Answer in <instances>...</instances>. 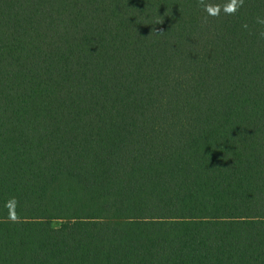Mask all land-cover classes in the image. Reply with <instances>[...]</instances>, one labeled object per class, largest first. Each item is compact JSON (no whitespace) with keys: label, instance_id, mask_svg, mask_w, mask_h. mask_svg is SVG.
Segmentation results:
<instances>
[{"label":"trees","instance_id":"trees-1","mask_svg":"<svg viewBox=\"0 0 264 264\" xmlns=\"http://www.w3.org/2000/svg\"><path fill=\"white\" fill-rule=\"evenodd\" d=\"M74 188L129 264H264V0H0V264H123Z\"/></svg>","mask_w":264,"mask_h":264},{"label":"rangeland","instance_id":"rangeland-1","mask_svg":"<svg viewBox=\"0 0 264 264\" xmlns=\"http://www.w3.org/2000/svg\"><path fill=\"white\" fill-rule=\"evenodd\" d=\"M70 194V195H69ZM66 196L70 203L61 209V213L55 216L67 219L77 215L78 217L84 216H99L103 217L108 222L112 223L117 234L116 241V254L122 255L123 264H129L128 251H127V234H126V221L115 219L113 212L107 211L104 207V200L101 199L100 194L96 189L91 190H78L74 188L72 193L70 189L66 190ZM57 219V218H54ZM115 247V242L112 245Z\"/></svg>","mask_w":264,"mask_h":264}]
</instances>
